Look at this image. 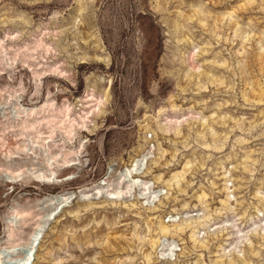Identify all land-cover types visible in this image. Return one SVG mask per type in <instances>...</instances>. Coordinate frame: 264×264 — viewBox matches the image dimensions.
Here are the masks:
<instances>
[{"label": "rangeland", "instance_id": "374dc122", "mask_svg": "<svg viewBox=\"0 0 264 264\" xmlns=\"http://www.w3.org/2000/svg\"><path fill=\"white\" fill-rule=\"evenodd\" d=\"M44 214L32 264H264V0H0V248Z\"/></svg>", "mask_w": 264, "mask_h": 264}, {"label": "bare ground", "instance_id": "6f19581e", "mask_svg": "<svg viewBox=\"0 0 264 264\" xmlns=\"http://www.w3.org/2000/svg\"><path fill=\"white\" fill-rule=\"evenodd\" d=\"M94 57L99 61L104 60V58H102L100 56H94ZM91 98L88 100V101H94V104H92L94 108L91 110V112L98 111L100 105H103L104 101L106 100L105 97L94 98V99H93V97H91ZM68 110H69V108L66 109L67 112H68ZM29 112L27 111L28 114H30ZM28 114H26V115H28ZM87 117L88 116H86V115L80 116L81 121H78L77 123L69 121L68 125L63 129L66 136L69 138L72 135V131L74 130V128L76 126H78L79 124H80V126H84V122L86 121ZM63 120H65V119H63ZM174 121L176 123L178 122V120H174ZM62 123H61V127L63 126ZM24 128H27L29 130L34 129L35 123L34 122H28L27 124L25 123ZM34 138H35V140H33V139L31 140L32 143H40L38 140L39 136H34ZM17 149L18 150H24V149H26V147H23V148L17 147ZM69 153H71V152H69ZM72 153H76V151H74ZM56 155L57 154H52L51 156H49L47 164L51 165L53 163V161H56ZM145 156H146L145 153H142V154L138 155V157L132 158L130 164L128 166H126L124 168V170L121 172L120 177H119L118 181L116 182V184L115 185L110 184V190H108V195H107L108 198H110L111 200H114V199L119 198L123 194H127L130 191L135 190V189L138 190L137 193L141 199H143V198L148 199L150 197H156V195L154 194L155 191L151 190V184L149 183V181L148 180L144 181V179L142 180V177H143L142 176V168H143V164L146 160ZM63 159H64V157H63ZM63 161L66 162L68 160L64 159ZM8 173H9L8 177L10 178V180H14V179L22 176V174H23V172H20V171L16 172V171H11V170ZM53 175H54V172L52 170L49 171V174H44L43 172L34 173V176L36 178L45 179L46 181H50L51 178L53 177ZM98 193H99V191H98ZM60 198L61 199H58V202H67L68 197L66 195L62 194L60 196ZM12 214L14 215V219H16V222H20L21 226L25 225L27 223V221L33 217L30 210L14 209ZM49 217H50L49 214L40 215L34 221L33 229L31 231H29L26 239L24 241L22 240V243L18 242L16 244H12L10 246L0 248V264H4L3 250L4 251L5 250L14 251L16 249V247H18L20 245L24 246L23 253L20 255L19 258L12 260L11 264H32V252H33L35 242L38 238L40 231L42 230L43 222L45 220H47V218H49ZM10 221H11L10 223H12V219ZM7 227H8V229H7L8 230V236L10 238H15L17 233L12 228V225L10 224ZM169 251H172L171 247H169ZM160 254H163V251H161Z\"/></svg>", "mask_w": 264, "mask_h": 264}]
</instances>
